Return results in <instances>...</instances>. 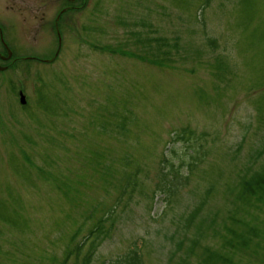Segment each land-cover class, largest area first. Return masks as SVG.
<instances>
[{
    "label": "rangeland",
    "instance_id": "obj_1",
    "mask_svg": "<svg viewBox=\"0 0 264 264\" xmlns=\"http://www.w3.org/2000/svg\"><path fill=\"white\" fill-rule=\"evenodd\" d=\"M67 5L0 0L3 38L26 56L0 72V206L23 224L0 220V263L63 264L84 217H94L86 231L115 211L92 264L134 244L144 264H181L195 246L183 219L213 186L194 225L214 227L190 253L198 264L204 248L222 249L218 232L235 209L228 189L259 145L264 0H79L57 22ZM58 50L54 62L38 61ZM10 83L26 89V108ZM184 129L195 136L182 138ZM165 158L187 180L174 182L172 200ZM249 211L240 217L264 237V213ZM262 256L232 260L264 264Z\"/></svg>",
    "mask_w": 264,
    "mask_h": 264
},
{
    "label": "trees",
    "instance_id": "obj_2",
    "mask_svg": "<svg viewBox=\"0 0 264 264\" xmlns=\"http://www.w3.org/2000/svg\"><path fill=\"white\" fill-rule=\"evenodd\" d=\"M211 1L212 0H206V6H209L211 4ZM208 41L209 46L213 51L218 49V44L215 40L209 39ZM260 113L264 114L261 112V110ZM261 125L262 130L261 134L258 137L259 145L251 153L248 165L239 172L236 184L228 189V195L232 196L230 202H232L235 207L231 216L229 217L233 225L226 226L225 224L222 228L224 233H222L221 229V232H218V235L221 238L222 249L217 250L209 246L207 248H204V258L199 262L201 264H234L232 258L241 251L251 250L253 251V253L258 254L259 257L263 255V229L252 226L247 220H243L244 218L240 217L243 214H249L250 209L261 211L262 214L264 213L263 120H261ZM187 135H190V137H194L195 132L184 129L180 136L184 139H187L185 138ZM201 137L204 138L203 136ZM200 158L201 156L194 158L195 162L193 161V163L189 165V175L191 174V172L197 170V165L200 163V161H202L200 160ZM26 159L29 163L31 162L28 157ZM163 165V169L165 171H168L167 173H163L164 176L161 182L162 186L164 184L166 185V188L163 187V190L167 193L168 197H170V200H172V197L175 196L178 190V185L176 184L174 187V182H179V185L182 186L183 184L185 185L187 183H183L187 180H178L182 179L179 168L175 167V165L172 162L168 161L166 158L164 159ZM136 185L137 184L135 182V186ZM167 185H169V187ZM213 189V186L208 188L203 200L194 208V210L189 215H187L183 219L182 230L185 233L188 231L190 232L195 227L194 235L192 236V243L193 245H195L193 247V250L208 234V230L210 228H214L209 227L210 225L204 227L203 225L194 226L197 218L202 213L204 208L208 205ZM114 212H109L103 217H100L86 231V223L89 220H92L94 217L92 215V212L84 217L81 225L70 237L68 246L65 251L63 264H68L72 259L76 264H92L99 246L105 239L109 238L112 233V228L110 226L107 227V222L111 220ZM0 220H5L4 222L12 224L17 229L23 228V224L15 214L11 215L10 217L4 216V209H1V206ZM255 220L257 219L255 218ZM111 225H113V223ZM238 226L241 229H238ZM193 250H189V253H187L186 258L181 261V264H189V258ZM261 258V262L264 263V255ZM104 264H144V257L141 248L137 244H134L133 248H131L126 254L119 256L114 260L107 261Z\"/></svg>",
    "mask_w": 264,
    "mask_h": 264
},
{
    "label": "flooded vegetation",
    "instance_id": "obj_3",
    "mask_svg": "<svg viewBox=\"0 0 264 264\" xmlns=\"http://www.w3.org/2000/svg\"><path fill=\"white\" fill-rule=\"evenodd\" d=\"M66 1L68 2V5L65 8H63L60 12L61 14L59 13V15L57 16V18H56L57 22L60 21L63 14L80 8L79 6L78 7L76 6V4L79 0H66ZM55 29H56V23H55ZM0 42L2 43V46H3L2 49H4L2 52H0V68L1 69L5 68V69L1 70L0 72H8L9 70H12L15 65H17V62L19 63L20 61L21 62L26 61V56H19L17 54H14V52L12 51V48L6 43L5 39L3 38L2 30L0 31ZM9 51H11V55L9 54ZM53 58H50V59L42 58V59H39L38 61L41 63L49 64V63H52L56 60L55 59L53 61H50ZM36 59H38V58H36ZM19 84H21V83H19ZM8 87L10 90H16L14 92V95L17 96V94H18L19 99H20V96L22 94L23 95L25 94L24 96L26 97V89L25 88L23 89V88H21V86H19L17 88L15 83H12V84L10 83ZM22 107L26 108V104Z\"/></svg>",
    "mask_w": 264,
    "mask_h": 264
},
{
    "label": "water",
    "instance_id": "obj_4",
    "mask_svg": "<svg viewBox=\"0 0 264 264\" xmlns=\"http://www.w3.org/2000/svg\"><path fill=\"white\" fill-rule=\"evenodd\" d=\"M56 29H57V33H58V36H59V42H60V45H61L62 38H61V34H60V31H59V28H58V23L56 24ZM0 31H1V29H0ZM9 54L11 55V51H9ZM58 55H59V50H58V53H57L56 57H54V58H53L52 60H50V61L55 60V59L57 58ZM3 69H4V68H3ZM3 69L0 68V70H3ZM20 102H21V104H23V105H25V104L27 103V101H26V97H25L23 94L21 95Z\"/></svg>",
    "mask_w": 264,
    "mask_h": 264
}]
</instances>
